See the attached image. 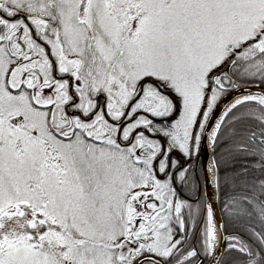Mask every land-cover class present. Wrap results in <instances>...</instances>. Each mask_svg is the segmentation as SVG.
<instances>
[{"label": "snow or ice", "instance_id": "obj_1", "mask_svg": "<svg viewBox=\"0 0 264 264\" xmlns=\"http://www.w3.org/2000/svg\"><path fill=\"white\" fill-rule=\"evenodd\" d=\"M0 264H264V0H0Z\"/></svg>", "mask_w": 264, "mask_h": 264}, {"label": "water", "instance_id": "obj_2", "mask_svg": "<svg viewBox=\"0 0 264 264\" xmlns=\"http://www.w3.org/2000/svg\"><path fill=\"white\" fill-rule=\"evenodd\" d=\"M202 160L206 161L207 160V152H204V155L201 157Z\"/></svg>", "mask_w": 264, "mask_h": 264}, {"label": "bare ground", "instance_id": "obj_3", "mask_svg": "<svg viewBox=\"0 0 264 264\" xmlns=\"http://www.w3.org/2000/svg\"><path fill=\"white\" fill-rule=\"evenodd\" d=\"M207 159H208V153H207Z\"/></svg>", "mask_w": 264, "mask_h": 264}]
</instances>
